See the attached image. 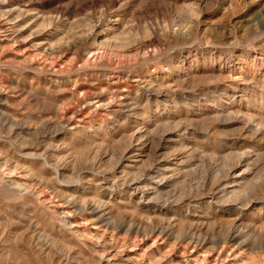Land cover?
Returning a JSON list of instances; mask_svg holds the SVG:
<instances>
[{"label": "rangeland", "instance_id": "rangeland-1", "mask_svg": "<svg viewBox=\"0 0 264 264\" xmlns=\"http://www.w3.org/2000/svg\"><path fill=\"white\" fill-rule=\"evenodd\" d=\"M0 183V264H264V0H0Z\"/></svg>", "mask_w": 264, "mask_h": 264}, {"label": "bare ground", "instance_id": "bare-ground-1", "mask_svg": "<svg viewBox=\"0 0 264 264\" xmlns=\"http://www.w3.org/2000/svg\"><path fill=\"white\" fill-rule=\"evenodd\" d=\"M7 29V28H6ZM57 52V51H56ZM46 55V54H45ZM48 56H49V54H48ZM97 56V55H96ZM95 57V56H94ZM98 57V56H97ZM97 57H95V58H97ZM94 58V59H95ZM101 62V61H100ZM11 173V172H10ZM9 173V174H10ZM10 177H11V175H10ZM11 187H16L17 188V190H18V188L19 187H24V191H26V192H32V187H29V186H23V184H21L20 182H18L17 180H13V179H9V180H7L6 181ZM1 184V183H0ZM37 184V183H36ZM4 186V185H3ZM33 186V185H32ZM34 187V186H33ZM5 188V187H4ZM36 188V187H35ZM16 190V192L18 193V191ZM7 191V190H6ZM22 192V191H21ZM20 192V193H21ZM6 193V192H5ZM9 193H11V192H9ZM14 193V192H13ZM12 193V194H13ZM19 193V194H20ZM7 194V193H6ZM16 194V193H15ZM15 194H13V195H15ZM1 195V194H0ZM22 195V194H21ZM20 195V196H21ZM9 196V195H8ZM12 196V195H11ZM18 196V195H17ZM18 198V197H17ZM15 199V198H14ZM20 199V198H19ZM40 199V198H39ZM7 200V199H6ZM9 201H10V199H9ZM41 201V200H40ZM42 202V201H41ZM39 203V202H38ZM109 205V204H108ZM95 212V211H94ZM63 214V213H62ZM105 221V220H104ZM90 234H92V233H90ZM87 235H88V233H87ZM87 235H85L87 238V241H89V243L91 244H93V242L94 241H97V243L100 245V247H107V240H106V238H105V234L104 235H100V234H95V236H87ZM93 235V234H92ZM83 238H84V236H83ZM110 241V240H109ZM96 243V242H95ZM94 243V244H95ZM95 247H97V245L95 246ZM99 247V246H98ZM115 248V247H114ZM126 248V247H125ZM101 250V249H100ZM99 250V251H100ZM98 251V250H97ZM103 252H104V250H103ZM98 253V252H97ZM117 255V254H116ZM106 256L107 257H109L110 255L108 254H106ZM129 256V255H128ZM111 257V256H110ZM112 258H113V256H112ZM111 258V259H112ZM129 260H131L130 258H129ZM135 260V259H134ZM138 261V260H137ZM155 261H156V259H155ZM131 262V261H130ZM139 262V261H138ZM189 263V262H188ZM147 264H152V262L150 261L149 263H147ZM192 264V263H191ZM193 264H198L197 262L196 263H193Z\"/></svg>", "mask_w": 264, "mask_h": 264}]
</instances>
